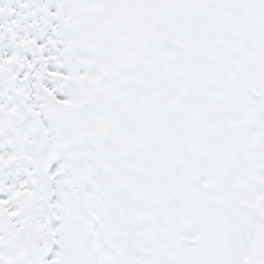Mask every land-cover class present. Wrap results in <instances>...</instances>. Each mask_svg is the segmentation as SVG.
Instances as JSON below:
<instances>
[{
	"label": "snow or ice",
	"instance_id": "6c2138e0",
	"mask_svg": "<svg viewBox=\"0 0 264 264\" xmlns=\"http://www.w3.org/2000/svg\"><path fill=\"white\" fill-rule=\"evenodd\" d=\"M0 264H264V0H0Z\"/></svg>",
	"mask_w": 264,
	"mask_h": 264
}]
</instances>
